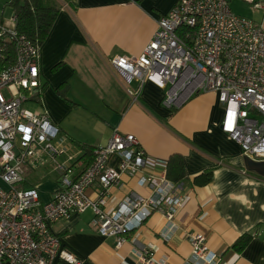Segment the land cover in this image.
I'll list each match as a JSON object with an SVG mask.
<instances>
[{"label": "built area", "instance_id": "built-area-1", "mask_svg": "<svg viewBox=\"0 0 264 264\" xmlns=\"http://www.w3.org/2000/svg\"><path fill=\"white\" fill-rule=\"evenodd\" d=\"M229 1L177 0L157 20L139 55H116L109 66L121 75L132 100L146 81L164 90L162 104L170 109L196 93H217L221 131L239 144L243 156L264 161V25L234 14ZM11 21V27L0 26V35L13 38L15 47L14 62L0 68V264H81L50 226L88 209L91 226L103 237H114L117 247L136 244V232L153 212L172 224L184 200L182 186L167 177L166 169L156 177L145 171L148 159L133 134L114 131L85 164L67 152L45 112L24 107L40 98L39 48L16 33L14 15ZM155 162L167 166L166 160ZM25 165L33 170L48 165L56 174L49 201L40 200L37 186H21ZM123 174L150 194L131 193L108 213L107 192L120 185ZM95 186L93 199L87 191ZM187 239L193 264H217L203 234L189 233ZM136 253L140 264L154 262L144 249Z\"/></svg>", "mask_w": 264, "mask_h": 264}, {"label": "crops", "instance_id": "crops-1", "mask_svg": "<svg viewBox=\"0 0 264 264\" xmlns=\"http://www.w3.org/2000/svg\"><path fill=\"white\" fill-rule=\"evenodd\" d=\"M176 2L66 0L39 47L42 88L34 104L59 129L67 152L82 156V146L105 145L118 131L137 138L148 159L145 171L154 177L167 169L155 160L178 154L184 162L185 178L179 183L185 196L173 223L153 212L136 232V244L117 247L114 237L99 235L90 224V209L52 223L51 231L81 264H140L136 249L153 256L152 264H193L189 233L204 235L217 264H264V177L245 169L241 147L221 131L217 93H196L170 109L162 104L164 90L146 81L132 100L121 75L109 66L116 55H139L157 20ZM63 84L65 98L56 91ZM207 170L212 171L209 182L195 183ZM39 171L40 184L25 179L21 186H37L40 200L47 202L56 174L48 165ZM131 193L148 196L150 190L123 174L120 185L107 192L105 211H114ZM87 194L96 198V186ZM245 233L252 239L238 251L233 245Z\"/></svg>", "mask_w": 264, "mask_h": 264}, {"label": "trees", "instance_id": "trees-1", "mask_svg": "<svg viewBox=\"0 0 264 264\" xmlns=\"http://www.w3.org/2000/svg\"><path fill=\"white\" fill-rule=\"evenodd\" d=\"M66 0H10L9 6L12 8V15L15 17V31L17 34L25 35L36 47H40L47 38L49 31L57 17V14ZM15 47L13 38L6 34L0 35V68L8 66L14 62ZM42 88V85H41ZM63 98L67 96L68 87L66 84L56 89ZM95 147L82 146L81 158L85 164H89L93 159ZM167 177L173 182H180L185 178L183 158L174 154L167 160ZM212 171L207 170L194 178L195 183H207L211 179ZM23 187H29L24 185ZM252 234L241 235L234 243L238 251L252 239Z\"/></svg>", "mask_w": 264, "mask_h": 264}, {"label": "rangeland", "instance_id": "rangeland-1", "mask_svg": "<svg viewBox=\"0 0 264 264\" xmlns=\"http://www.w3.org/2000/svg\"><path fill=\"white\" fill-rule=\"evenodd\" d=\"M254 3L264 6V0H254ZM10 0H0V26L11 27L12 8L9 6ZM229 6L234 14L253 20L256 23H264V9H253V3L244 0H230ZM25 108L32 111H38L37 105L31 102H26ZM77 156V153H73ZM73 155V156H75ZM44 166L37 165L33 170L29 165L24 166V177L32 184H40L43 179H38L39 171ZM51 227V226H50ZM99 234V233H98ZM131 234V233H130ZM130 234L128 236H130ZM100 235V234H99ZM191 248V247H190ZM191 256V255H190Z\"/></svg>", "mask_w": 264, "mask_h": 264}, {"label": "water", "instance_id": "water-1", "mask_svg": "<svg viewBox=\"0 0 264 264\" xmlns=\"http://www.w3.org/2000/svg\"><path fill=\"white\" fill-rule=\"evenodd\" d=\"M244 167L249 172H254L260 177H264V161H255L247 156H244Z\"/></svg>", "mask_w": 264, "mask_h": 264}]
</instances>
